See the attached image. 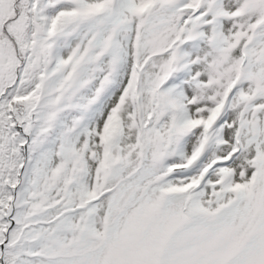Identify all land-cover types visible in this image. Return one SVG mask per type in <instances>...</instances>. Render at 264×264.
Masks as SVG:
<instances>
[{
  "label": "snow or ice",
  "instance_id": "1",
  "mask_svg": "<svg viewBox=\"0 0 264 264\" xmlns=\"http://www.w3.org/2000/svg\"><path fill=\"white\" fill-rule=\"evenodd\" d=\"M0 264H264V0H0Z\"/></svg>",
  "mask_w": 264,
  "mask_h": 264
}]
</instances>
